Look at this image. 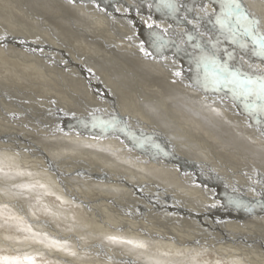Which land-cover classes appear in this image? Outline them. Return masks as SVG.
Segmentation results:
<instances>
[{"label": "bare ground", "instance_id": "obj_1", "mask_svg": "<svg viewBox=\"0 0 264 264\" xmlns=\"http://www.w3.org/2000/svg\"><path fill=\"white\" fill-rule=\"evenodd\" d=\"M50 1L56 4L57 0H0V30L3 32L6 31V33L3 34L2 32V35H0V43L2 42L1 46L5 48H7V45H14L20 48L21 46H23L25 48L24 50L30 55L31 59L32 55L37 56L44 61L46 60V54H48L50 57V54L48 52L49 49H53L49 45L46 46L47 42L45 41L47 40V34H49V38L56 37L53 35V29L58 28L59 26H63L66 29H77V31L80 32L78 35L73 33L72 30H68L67 34L64 31H61V33L64 32L63 34L66 35L67 38L69 37L73 40L77 38L76 41L80 44H77L78 46H76L80 49L82 48L81 52L83 56L75 55L73 58H71L67 57L66 53H62L64 56L61 55V57L65 59L58 58L59 64L62 63L61 65H59V67L62 68V70H65L64 73L66 75V78L72 80V83L70 80L71 84H74L73 81L79 80L78 84L80 85H78V87L74 84L76 88L83 87L86 92L91 94V98L94 101L100 103L103 108L107 110V113H104L106 115V118L104 119H106L107 122L115 118L120 122L119 127L123 128L124 131H121V136H117V138H115V141L112 142L111 147H109L110 142L98 139L83 140V142L72 141V139L65 140L66 135H62L65 141H54L48 143L26 139H22L20 142H18L16 140H13L14 136L16 139L20 138L17 137L18 135H0V150L4 151L2 153L0 151V183H2V187H0V189L2 190L3 188H7L4 189L7 193L4 191H0V203L5 202V205L0 204V264H91L93 263V261H95L96 264H140L142 263L143 258L136 255L138 253V249L136 250L132 246V244H134L135 246V244L137 243H143L145 245V247L143 248L146 250H142L145 252H147L151 247H148V244L152 245V247H154V251L158 252L156 253V255L153 254L154 257L157 258L155 260L162 263L167 262L168 259H172V257H176V260L180 257L183 259H178V261H185V263L183 262V264H264V240L260 239L258 236L252 233L243 232L241 233V235L237 236L236 232H239L238 230L240 228H232L226 225L228 223H231L232 226L235 227L236 225L245 226L243 222L236 223L222 221V223H219V225L223 226L216 227V220H213L211 217L209 218L210 214H213L212 212H210V210L200 207L197 204L189 203L186 201L184 202L182 199L180 202H178V198H176L174 202L170 201V203H165V206L162 205L164 207L154 206V204L159 205L158 202L150 200L151 198H148L145 193H143V191H140V188L148 190L149 186L147 184L149 183V185L155 186V183H157L158 180L154 181L150 179V182L153 183L151 184L148 181L149 177L144 175L143 178L145 179V181L147 180L148 183L146 182L145 184H141L138 183L135 178H133L135 175H143L139 171H137V169H140V167H150L149 170L152 171V174H159L161 178L165 179L164 182L172 180L173 185L178 186L180 184L175 183L177 182L175 176H179L181 178H184L183 182L185 181L186 184L198 188L207 197L209 196L221 198L222 200H224V203L226 205V199H240L241 204H237L241 205L240 207H237L239 209H245V206L242 205H245L244 203L249 205L250 201H255L256 205H259V203L257 204V202H263L262 200L258 199L259 193H251L250 195H245L247 193L246 190L243 188V186L238 185L241 183L234 180L233 178H230L229 176L227 177L220 174L218 175L216 173V170H213L210 164H202L201 162L197 163L195 161V153L193 152V149L190 148V144L195 145L196 143H198L207 152H209V154L213 155L215 160L219 164L222 163L225 166L230 165L234 169H236L238 165L241 164L240 162H242L244 165L247 164L250 168L248 166L247 167L251 170L252 173V176H250L251 181H257L263 185L264 143L260 142L259 145V140L255 137V142L253 141L254 144H252V140H249L248 137L250 136H248V134L253 135V131H251L249 128H245L246 126L244 123L245 118L251 119L253 122H255L256 120L259 121L264 117L245 110L243 104L238 100H236L235 102L238 103L241 109L239 110V112H236V116L233 113H231L230 116V114L226 112V109L228 108L227 105V108H225L223 105L216 102L215 99L211 98L213 100L211 101V99H209V96L202 93V91L199 89L200 87L197 88V86L194 85L196 82H192V77H196L197 79L201 78V70L198 67L197 63L198 59L194 57L195 55L193 54V51L186 50L184 49L186 47L180 45L175 40L169 39L167 36L158 34V30L163 31V28H165V33H173L174 37L184 39L185 43L189 46L194 44V47H197L199 50H213L216 54V58L221 62L227 61V63L231 66L240 67L242 69L244 66V68L248 69L249 71L253 70V61H251L250 58L248 59L245 55L243 62L242 57L236 56V53L240 50L235 49L231 44L228 50L235 49L237 51L236 52L234 50L235 53L232 54L233 57H229L227 55V53H229L228 50H222V47L228 45L227 42H223L222 39H220V41L218 42L220 43V45L222 44L221 47H215V49L213 47L212 49V47L209 46L208 42L205 39V37L208 36L215 40V35L225 37L221 33L219 26L215 23L216 16L219 15L221 11V0H173V3L175 5L174 10L162 3V0H133L136 4H138V8L143 9H138L136 5L134 6L130 2V0H121L125 5L122 3V5L119 4L120 0H91V3L86 2L88 3L87 6L94 9L93 11H90L93 14H89L90 16L88 15L91 18H88L86 16L83 17L82 15H78L73 12L70 13L69 7L76 8L75 6H79L75 2V0H62L64 2L65 12L61 14L56 13L57 8L55 7V10L52 11L53 5H48ZM241 3L250 14L256 17V19L259 21L258 28L262 33H264V0H241ZM31 4H33L35 7L38 6V9L41 12L32 13L28 10L27 12H24L25 8H27V6ZM47 5L49 6V8ZM41 7L45 10L41 9ZM139 11L142 12L141 16L139 15ZM66 14L75 15V17L79 18L80 22L82 23H89V21L94 22L95 20L103 26L108 23L109 26H105L108 28H111V24H121L129 31V34H125V37H128L130 39L132 38V40L134 37L135 41H137L138 39L145 42L154 51L163 53L167 57L169 56L175 58L176 60H178L179 66L181 67V69H184L186 74H184L183 71L182 74L179 73V75H177V73H168L172 77L166 75L168 76L166 79L167 81L165 80L167 82L166 86L160 85L158 81H161V79L156 77V75L159 73H166V71H164L157 64V62L160 63L161 60L156 61L154 60L155 58L151 55L145 53L140 54V52L135 49L131 50V48L133 49V47H137V45L127 40V43H129V46L131 47L127 50L129 51V53L134 55H128V58L133 61V64L132 62L131 64L136 68L137 71L140 70L139 72L143 71L145 68L149 72L154 73V75L157 73L154 77L153 75L149 74V76L152 77L147 78V80L155 88H158L163 93V95H151L152 97L149 102L144 101V105L146 106L145 108L138 109L137 107H134L133 113L138 115L136 116L138 117V119H136V117H132V115L130 116L129 111H125L122 113L120 104L117 103V100L115 99L116 96L113 90L107 87V85L109 84H107L104 79H101L102 77L99 76L98 71L96 73L90 71L91 68H94V70L99 68V66L97 67L96 64H94L95 66L91 64L93 63L92 59L97 57L96 55L95 57L92 56V49L89 46L93 43L91 40L93 36V29L96 30L99 28L95 23H93V25H85L81 28L75 26L72 20L69 21L70 17L66 16ZM77 22L78 21H75V23ZM163 23L169 25L170 31L167 32L168 26L166 27ZM8 27H11V29L19 30L13 32L11 30H8ZM197 28L200 31H203L206 36L204 37L200 35ZM126 29H123V31H125L124 33H126ZM38 32H40V35L42 37L38 36ZM39 38L43 39L44 41ZM56 38H60L62 41L64 40V42L69 43V41L64 39L63 37ZM43 42H45V45L43 44ZM226 43L227 45H224ZM41 46L43 50L40 49ZM247 49H251V46H249ZM191 52L193 55H191ZM239 54H241L242 56L243 53ZM140 57H142V59H140ZM134 58L139 59V65L134 63ZM225 58L226 60H224ZM32 60L35 64L39 62L36 59ZM97 60L99 59L97 58ZM229 60L233 62H228ZM52 62L50 60V63ZM259 66L257 65V67ZM53 67L54 69L56 68L55 66H52V68ZM125 71L128 70L125 69ZM129 72L134 75L136 74V72L134 73L133 71ZM187 72L196 73L197 76L187 75ZM21 75L23 78L20 76L18 77V75L14 77L18 82L16 83L14 80V83L20 85L23 82L25 84L24 86H26L27 88H32V86L34 87L38 85V83L36 84V82H34L36 76L25 77L24 73ZM110 77L112 78V76ZM1 85L0 89L3 88L1 87ZM5 86H7V84ZM118 86L120 87V85ZM5 88L9 89L10 87ZM10 89H17V87H13ZM42 90L45 89L41 88V91ZM222 91L228 93L225 89H222ZM18 92L24 94V91L22 90H19ZM8 95L9 94L6 93V95H4L5 98L9 101H13L14 99L9 98ZM124 95H121V97L124 98L127 96ZM227 95L229 96V93ZM4 96L2 93H0L1 98ZM172 100H174L176 104L179 105L180 117H178L179 115L177 116V112H175L174 114H169L168 106L165 107L168 103L170 104V106H172ZM127 102H129V100ZM187 102L189 103L186 104ZM194 103H197L199 105H196ZM200 105H203V107H201ZM126 106H128V103L126 104ZM212 110H216L217 113L214 111V114L216 113L217 115L216 117H213L211 115ZM238 115H240V118L238 117ZM28 116L30 117V120L28 119L29 122L41 125L42 121H39L40 118L32 117V115ZM9 117L14 118L12 116ZM55 120L57 122L61 120L65 124H72L75 121L67 117L59 119L57 117ZM95 121L94 123H96ZM145 121H151L155 124L160 125V128L162 129V132L164 134L158 133L152 125L151 129L153 128V130L147 128V124ZM201 121H216L215 129L212 130L208 128ZM19 122H17L16 124H18ZM261 122L262 121L257 124L263 129L264 127L263 125H261ZM54 126L56 128V125H53V127ZM216 127L218 128V130ZM144 131H146L145 134ZM147 136H150V139ZM205 136L210 139L206 140L207 138H205ZM59 137L60 136H57V138ZM66 139L70 138L67 137ZM175 140L177 142L173 144L172 142ZM2 141L4 142L3 145ZM116 144L122 145L120 146L122 148H116ZM180 145H184V148L190 149V152L187 153L183 151L182 155H180L179 153L174 154L171 151L172 148L179 151V147L176 146ZM258 147H260V149H258ZM6 151H9L10 154L14 155L10 156L11 158L8 157L7 159V155L3 156ZM13 151H16L18 153H15ZM6 154L10 155L9 153ZM17 155H19L20 157H22V155H24V157L28 155L34 156L36 161H39L37 162V167H39L46 174L43 172L42 175L36 176L33 171H28V168L24 166L26 162L23 163L20 160L18 161V159L13 158L18 157ZM141 161H143V163ZM159 163L161 164V167L159 166ZM147 172L148 171L146 170V174H150ZM94 179H96V182L98 183L103 182L104 184L110 183L112 185L117 183V185L120 186L124 185L123 189L125 190V192L126 190L129 192H134L138 195L139 198L142 197L147 204L151 205L154 208L159 207L160 212H157V214H159L160 216L154 218L157 221H161L160 219L166 218L164 214L167 215V212L169 215L173 214V218H184L192 221L193 223H198L199 225L206 227V229L211 233L217 231L218 235L214 232V234L212 233L213 235L210 234L209 236H206L208 237L206 238V240H202L199 238H196V241L193 240L194 242L192 244L207 248L208 251H206L205 249L203 251L198 250L197 252L190 253H187L186 251H184V249L175 251L173 248L170 249L162 246L161 243H149L151 242V240L147 241L144 239V241L135 240V238H133L130 239V241H132L131 245L128 243L129 246H126L128 247V251L124 252L127 253L126 255L121 258H119V256H117V258L116 256H111L107 254V252L118 251V248L120 246H118L117 243H120V240L122 242L128 241V239L121 236L120 233L117 234V232H115L116 234H114V231L109 230L108 228H106L107 226L104 223H101V221H99L102 220V222H104L103 219L100 218V213L103 211L101 205H111L115 204L116 202L122 203L125 198L128 200V202H130L131 200H129L128 197H130L132 194L130 193L131 195L129 196L127 193L123 192V194L120 193L121 195H119V197L110 198L109 196H106V194L104 195L103 193H96L94 190H88L90 189L89 187L99 188L93 184L95 182ZM223 179L232 182V185L230 186L235 190L231 191V189L230 191H227L222 185L221 180ZM41 185H43V187H41ZM85 187H87V190L84 189ZM118 188L120 189L121 187ZM116 189L117 188H115V191L118 193L120 190ZM166 189L173 190L166 187L158 188L157 191L165 193L168 191ZM123 195H125V197H123ZM162 198L165 197H161V200ZM132 203H134V205L136 204V202ZM202 203L204 204V202ZM139 207L141 209L144 208L145 210H147V206H144L143 208L142 206ZM174 215L176 216L174 217ZM107 225L110 226L109 224ZM225 225L227 226V228H224ZM115 227V229H117V226ZM112 235L116 237V240L112 241L111 239H109V237H113ZM178 238H182V235ZM3 239L6 241H4ZM26 239L27 241H25ZM164 239L166 238H163V240ZM244 239L260 243V245L263 246V249H253L243 244V241H245ZM152 249L149 250L150 254H152ZM247 251L252 252L253 254L248 255L246 253ZM161 252H164V254L160 255ZM167 252L172 253L168 254ZM176 253H180L181 256H179V254L177 255ZM142 254L145 255V253ZM215 254L221 256L222 258L216 256ZM173 260L174 259H172L171 261Z\"/></svg>", "mask_w": 264, "mask_h": 264}, {"label": "rangeland", "instance_id": "obj_2", "mask_svg": "<svg viewBox=\"0 0 264 264\" xmlns=\"http://www.w3.org/2000/svg\"><path fill=\"white\" fill-rule=\"evenodd\" d=\"M57 1H56V4L50 1V3H48V5H50V6L53 5L52 11H54L55 8H57V10H56L57 14L64 13L65 12L64 11V2L62 0H57ZM75 2L79 6H75L76 8L69 7L70 13L73 12L75 14L82 15L83 17L86 16L88 18H91V17H89L90 16L89 14H93L90 11H93L94 9H92L89 6H87L89 2L91 3V0H84V1L75 0ZM86 2H88V3H86ZM130 2L134 6L138 5L133 0H130ZM121 3L124 4L120 0L119 4H121ZM32 5L33 4L27 6V8H25L24 12H27V10L29 12H32V13L33 12H35V13L41 12L38 9V6L35 7L34 5L33 6ZM48 8H49V6H48ZM83 8L86 9V10H84ZM137 8H138V6H137ZM41 9L45 10L42 7H41ZM138 9H143V8H138ZM58 12H60V13H58ZM139 15L140 16L142 15L141 11H139ZM66 16H69L70 17L69 21L72 20L73 24L75 26L80 27V28L85 26V25H93V23H95L97 25V27L99 28V29H96V30L93 29V36L91 38L93 43L89 45L90 48L92 49V52H91L92 56L95 57V55H96V57L99 59V60H97V58L92 59L93 63H91V64H93V66H95L94 64H96V66L97 67L99 66V68L96 69V70H94V68H91V69L89 68V69H90V71H92L94 73H96L98 71L99 72V76L102 77L101 79H104V81L107 84H109V85H107V87H109L110 89L113 90V92H114V94L116 96L115 99L117 100V103L120 104V109H121L122 113L125 112V111H129L130 112V116L132 115V117H136L138 115L133 113L134 112V107H137L138 109L145 108L146 107L144 105L145 102H149L151 100L152 96H162L163 95V93L158 88H155L147 80V78L152 77V76H149V74L153 75V77H154L157 73L154 75V73L149 72L145 68H144L143 71L139 72L140 70L137 71L136 68L133 67V65H132L133 61L128 58V55H130V56H134V55L129 53V51L127 50V49L131 48L129 46V43H127V40L131 41L132 43L137 45V47L134 46L133 49L131 48V50L135 49V50H138L140 52V54H144L145 53V54L151 55L152 57L155 58L154 60H156V61L161 60L160 63L157 62V64L164 71H166V73H163V74L159 73V74L156 75V77L161 79V81L160 80L158 81V83L160 85L166 86V84H167V82H166L167 80L166 79H167L168 76H171L170 75L171 73H181L182 74V71H183L184 74H186L184 69L183 68L181 69V67L179 66L178 60H176L175 58H172V57H169V56L167 57L163 53H159V52L154 51L145 42H143L141 40H138V39H137V41H135L134 37H133V40H132V38L130 39L128 37H125V34L126 35L129 34V31L126 28H124L121 24H117V25L116 24L115 25L111 24V28H108V27H105L106 25L109 26L108 23L106 25H104V26L101 25L96 20L94 22L93 21H89V23H82V22H80L79 18L75 17V15L66 14ZM75 21H78V22L75 23ZM113 23H114V21H113ZM164 25L166 27L168 26L167 27V32L170 31L169 25L168 24H164ZM7 29L11 30L13 32H16V31L19 30V29L18 30L11 29V27H8ZM123 29H126V33H124L125 31H123ZM68 30H72V32L77 34V35L80 33L75 28L66 29L63 26H59L58 28L53 29V35L58 37V38L59 37H63L64 39L68 40L69 43L64 42V40L62 41L60 38H59L60 39L59 40L56 37L53 38V37L50 36L52 38L51 39V38H49V34H47V38H46L47 40L45 41V42H47L46 46L49 45L51 48L54 49V50L53 49L52 50L49 49L48 52L50 54V57H49L48 54H46V60H44V61H46L47 63L44 62L42 59L38 58L37 56H32L31 55L32 59H36V60L39 61L38 63L35 64L34 61L30 58V55L24 50L25 48L23 46H21V48H20V47L14 46V45H7V48H5V47L1 46L2 42L0 43V67H1L0 68V85L3 84V85H1V87H3V88L0 89V90H2V91H0V93H2L3 96L6 95V93H7V94H9L8 95L9 98H11V99L13 98L14 99L13 101H9L8 99L5 98V96L2 97V98L0 97V135H2V136L18 135L17 137H20V138L16 139L15 136L13 137V140H16L18 142H20L22 139H26V140H33V141H42V143L43 142L48 143V142H54V141H65V140H71V139H72V141H81V142H83V140L98 139V140H103V141L110 142V146L109 147H111L112 142L115 141V138H117V136L118 137L121 136V131L118 132V130H115V129L111 128V127L110 128L109 127H104V124L107 122L106 119H104V118H106V115L104 113H107V110L104 109L103 106L100 103H97L96 101H94L91 98V94L86 92V90L83 87L76 88L75 85H77V87H78V85H80V84H78L79 80L73 81L75 85L71 84L72 80L70 79L71 80V83H70L69 78L68 79L66 78V75L64 73L65 70H62V68L59 67V65H61L62 63L59 64V59L58 58L65 59V58L61 57V55L65 54V53H66L67 57H71V58H73L75 55L83 56L82 52H81L82 48L80 49V48L77 47L78 46L77 44H80V43H77V41H76L77 38L75 40H73V39H70L69 37L67 38L66 35L63 34L64 32L67 34ZM61 31H64V32L61 33ZM198 31H199L200 35H202L204 37L206 36L203 33V31H200L199 29H198ZM2 32L3 31L0 30V35H2ZM4 33H6V31H4L3 34ZM158 34H161L163 36H167L169 39L175 40L180 45L186 47V48H184L186 50L193 51V54L195 55L194 57L197 58V59L202 53H211L213 51V50H208V51L199 50L197 47H194V44L189 46L188 44L185 43L184 39L174 37L173 33H171V32L170 33L169 32L165 33V28H163V31L162 30H158ZM38 36L42 37L40 35V32H38ZM215 37H216L215 40L213 38L208 37V36L205 37L206 41L208 42L209 46L212 47V49H213V46L221 47L222 44L220 45V43L219 42L217 43V41H220V39H222L223 42H227L228 43V45H227V43L224 44V45H227V46L222 47V50L224 49V50L227 51L228 48L230 47V44H231L235 49L240 50V51H238L239 53H243L244 55L242 54V56H241V54H239L235 49H231V50L229 49L228 50L229 53L233 54L236 51L238 53V54L236 53V56L242 57L243 62H244V56L245 55H246V57L248 59L250 58V60L253 61V63H254L253 70L249 71L248 69L244 68V66H243V70H245L246 72H261V70L263 69L262 71H264V61L259 59L257 56L253 55L251 49H249L250 51L248 49H241L239 47V45L231 43L230 40L225 39V37H223V36L220 37L218 35H215ZM39 39H41V38H39ZM180 39H182V40H180ZM41 40H43V39H41ZM45 42H43V44ZM215 47H214V49H215ZM190 48H192V49H190ZM40 49H42V46H41ZM55 49L56 50L58 49V50L56 51ZM94 53H96V54H94ZM123 54H124V56H123ZM193 54L191 52V55H193ZM136 57H139V56H136ZM48 58H49V61H48ZM71 58H69V59H71ZM116 59H117V61H116ZM134 59H135L134 63L139 65V62H138L139 59L138 58H134ZM140 59H142V57H140ZM50 60H51V62L53 61L54 64H53V62L50 63ZM55 60H56V62H55ZM222 60H223V58H222ZM224 60H226V58ZM131 62H132V64H131ZM165 62H166V64H165ZM228 62H233V61L229 60ZM34 64H35V66H34ZM86 64H87V61H86ZM151 64H153V63H151ZM257 65L258 66L260 65V66L257 67ZM23 66H25V67H23ZM52 66H55L56 68L54 69V67L52 68ZM15 67H16V69H15ZM124 68L126 70H128V71H125ZM10 69H11V72H10ZM254 69H256V70H254ZM257 70H260V71H257ZM129 71H133L134 73L136 72V74L134 75V74H132ZM124 72H128V73H124ZM23 73H24L25 77H27V76H31V77L36 76L34 82H36V84L38 83V85L34 86V87L32 86V88H29V87L27 88L26 86H24L25 84L23 82L20 85L16 84L18 82L16 81V79L14 77L17 76V75H18V77L19 76L22 77L21 74H23ZM25 73H28L29 75L25 74ZM168 73H170V74H168ZM166 75H168V76H166ZM187 75L197 76V74L193 73V72L192 73H188L187 72ZM110 76H112V78ZM192 78L194 79V80L192 79V82L193 81L196 82L194 85L197 86V88L200 87L199 89L202 91V93H204L207 96H209V99H211V98L215 99L216 102L220 103L225 108L228 107L226 109V112H228L230 114V116H231V113L235 114V116H236V114H237L236 112H239V110L241 108L238 105V103L235 102L236 100H234L230 94L228 96L227 95L228 93L223 92L222 90H220V91H215V90H212V89L205 90L204 88H202L200 86L199 83H197L198 79L196 77H192ZM14 80H15L16 83H14ZM187 81H189V80H187ZM12 82H13V84H12ZM137 82L138 83L140 82L139 85H138ZM148 82H149V84H148ZM118 83H121V84H118ZM6 84H7V86H5ZM134 84H135V86H134ZM118 85H120V87ZM12 86L14 88L17 87V89H10V88H13ZM5 87H8V88L10 87V88L7 89ZM139 87H140V89H139ZM41 88H44L46 91L45 90L41 91ZM123 88H124V90H123ZM4 90H6V91H4ZM19 90L24 91V94L18 92ZM125 90H126V92H125ZM140 90L143 91V92H141ZM128 91H129V93H128ZM40 93H44V94H40ZM121 95H124V96L127 95V96L122 98ZM143 95H144V98H143ZM224 95L227 96V97H225ZM82 96H84V97H82ZM129 96H130V98H129ZM126 99H128L129 102H127L128 100H126ZM81 100H83V101H81ZM233 100H234L235 103L233 102ZM25 101H28V102H25ZM186 101H188V100H186ZM211 101H213V100L211 99ZM130 102H132V103H130ZM127 103H128V106H126ZM188 103L189 102H187L186 104H188ZM46 104H48L50 107L48 105H46ZM140 104H142V105H140ZM194 104L199 105L197 103H194ZM171 105L172 106H170V104L168 103L165 106V107L168 106L169 114H174L175 112H177V116L179 115L178 117H180L179 105H177L174 100H172ZM226 105H227V107H226ZM21 106H24V107H21ZM88 106H89V108H88ZM200 106L203 107V105H200ZM43 108H45V109H43ZM92 108H94V109H92ZM214 111L216 112V110H212L211 115L213 117H216L217 116L216 115L217 112L214 114ZM29 112H31V113H29ZM55 112H57V113H55ZM27 114L28 115H32V117H35V118L36 117L40 118V120L39 119L38 120L42 121L41 122L42 126L38 125V124H34L32 122H29L28 119L30 120V117ZM67 115L70 116V117H68ZM225 115H226V113H225ZM9 116H12L14 118H10ZM57 117H58V119L67 117V118H71L73 121L74 120L75 121L72 124H65L61 120H59V122H57L55 120ZM238 117L240 118V115H238ZM74 118H76V119H74ZM44 119L47 120V121H45ZM136 119H138V117H136ZM141 119H143V118H141ZM15 120L17 122H19V121L20 122L18 124H16L17 122ZM81 120H83V121H81ZM94 121L96 123H94ZM260 121H262L261 125H263V127H264V118H261L259 121L256 120L255 122H253L251 119H246L245 118V123H244L245 126H246L245 128H249L251 131H253V135L248 134V136H250L248 138H249L250 141L252 140L251 141L252 144H254L253 141H254L255 137L259 140V142H258L259 145H260V142L264 143V128L262 129L261 127L258 126ZM201 122L203 124H205L208 128H210L212 130L215 129V126H216L215 122L216 121H212V122L201 121ZM82 123H83V125H82ZM146 124H147V128L151 129V127L153 126L154 129H156L158 133L164 134L162 132V129L160 128L161 127L160 125L155 124V123H153L151 121L150 122L147 121ZM53 125H56V128H55V126L53 127ZM63 125H65V126H63ZM97 128H100L101 130H105V131H108V132L99 131V129H97ZM130 129H132V128H130ZM35 130L37 131V133H36ZM151 130H153V128ZM217 130H218V128H217ZM23 131H25V132H23ZM145 133H146V131H144V134ZM5 134H7V135H5ZM62 135L63 136L64 135H66V136L68 135L67 137L70 138V139H66L67 137L65 136V140H64ZM57 136H60L59 137L60 139L57 138ZM85 136H87V137H85ZM74 137H75V139H74ZM147 137L149 138L150 136H147ZM61 138H63V139H61ZM205 138H207L206 140L210 139L207 136H205ZM175 142H177V141L175 140L172 143L174 144ZM3 143L4 142L2 141V145H3ZM190 145H191L190 148L193 149V152L195 153V159H196L195 161L197 163L201 162L202 164L203 163L210 164V166L213 168V170L214 169L216 170V173L218 175L220 174L222 176H227V177L229 176L230 178H233L234 180H236L239 183H241V184H238V185L243 186V188L246 190L247 193L245 195H250L251 193H255V194L259 193L260 197L258 196V199L262 200L263 202H257V204L259 203V205H256L255 201H250L249 205L246 204V203H244L245 205H242V206H245V209L232 208L228 204L226 205L224 203V200H222L221 198H219V197L215 198V197H209V196L207 197L198 188H195L194 186L186 184L185 181L183 182L184 178H181L179 176L178 177L175 176L177 182H175V181L174 182L180 184L178 186H175V185H173L172 180L168 181V182L167 181L164 182L165 179L161 178V176L159 174H157V173L152 174V171L149 170L150 167L148 168V167H143V166L140 167V169H137V171H139L143 175L141 176V175L133 174V175H135L133 178H135L138 181V183H141V184H145L146 182L148 183V181L150 182V179L154 180V181L158 180V182L155 183L156 185L154 184L155 186L149 185V183H148L147 185L149 186V189L148 190H144V189L140 188V191H143V193H145V195L148 198H151L150 200H154V201L158 202L159 205L154 204V206H160V207L162 205L165 206L166 205L165 203H168V202L170 203V201L174 202V200L176 198H178L179 199L178 202H180L181 199H182L184 202L186 201V202H189V203L197 204L200 207L206 208V209L210 210V212L213 213V214H210L209 218L211 217L213 220H216V222H215L216 225H217L216 227L223 226V225H219V223H222V221L223 222H227V221L228 222H236V223L237 222H243V224L245 226H243V225L237 226L236 225V227H235V226H232L231 223H228L226 225L230 226L232 228H240L239 230L237 229L239 231V232H236L237 236L241 235V233H243V232L252 233V234H255L256 236H258L260 239L264 240V235H263L264 234L263 233L264 232V206H263L264 205V195H263L264 194V184L262 185L259 182L254 181V180L251 181V177L250 176H252V173H251V170L249 169L250 167L247 164L244 165L242 162H240L241 164H239L238 167L236 169H234L230 165L225 166L222 163L219 164L215 160L214 156L209 154V152H207L198 143H196L195 145H193V144H190ZM120 146H122V145H120V144L119 145L118 144L115 145L116 148H122ZM176 147H179V151L175 150V149H173L171 147L172 148L171 151L174 154H178L179 153L180 155H182L183 151L187 152V153L190 152V149L184 148V145H180V146H176ZM196 147H198V148H196ZM258 149H260V147H258ZM0 151H1V153L4 152L2 150H0ZM13 152L18 153L16 151H13ZM6 153L10 154L9 151H6ZM6 153L5 154L3 153L4 154L3 156L7 155L6 156L7 159H8V157L11 158L10 156L14 155V154L8 155ZM17 156L18 157H13V158L18 159V161L20 160L23 163L26 162L24 166L26 168H28V171H33V173L36 176H39V175L43 174L44 171H42L39 167H37L38 166L37 162H39V161L38 160L36 161L34 156H30V155L25 156V157H24V155H22V157H20L19 155H17ZM32 160H33V162H32ZM141 162L143 163V161H141ZM159 166L161 167L160 163H159ZM144 169H146L148 171L147 173H150V174H146V170H144ZM17 173H18V171H17ZM144 175L149 177L148 181L147 180L145 181V179L143 178ZM245 176H246V178H245ZM152 177H154V178H152ZM94 181L95 182L93 184L96 185L99 188L89 187L90 189H88V190H94L96 193H103L104 195L106 194V196H109L110 198L111 197H119V195H121L120 193L123 194V192L127 193L129 196L132 194L130 197H128L129 200H131L130 202H128V200L125 198V200L122 203L121 202H116L115 204H111V205H101V207L103 208V211L102 212L100 211L101 212L100 213L101 214L100 218H102L104 222H102V220H99V221H101V223H104L107 226L106 228H108L109 230L114 231L113 232L114 234H116L115 232H117V234L120 233V235L123 236V237H126L128 239V241H130V239H133V238H135V240H144V239L147 240V241L151 240V242H149V243H158V244L161 243L162 246H165V247L170 248V249L173 248L175 251H180V249H184V251H186L187 253H190V252H197L198 250L199 251L200 250L203 251L204 249L206 251H208L207 248H203V247H200L199 245L192 244L194 242L193 240L196 241V238H199V239H202V240H206V238H208L206 236H209L212 233L214 234V232H215V234H217V231H214V232L211 233L210 231H208L206 229V227H203V226L199 225L198 223H193L190 220H187V219H184V218L179 219L178 217L177 218H173V214L169 215L167 212H166L167 215H165L163 213L164 216H166L167 219L166 218H162V219H160L161 221H159V220L157 221L154 218L157 217V216H160L159 214H157V212H160L159 211V207L158 208L152 207L151 205L147 204L146 201L142 197L139 198L138 195L135 194L134 192H129L127 190L125 192V190L123 189L124 185L120 186V185H117V183H115L113 185L110 184V183H107V184L105 183L104 184L103 182L102 183L101 182L98 183V182H96L97 181L96 179H94ZM221 182H222V185L224 186V188L227 191H230L232 189V187L230 186V185H232V182H229L228 180H225V179L221 180ZM150 183L153 184L152 182H150ZM1 185H2V183H0V187H2ZM100 185L102 186V189H101ZM118 187H121V188L119 189ZM166 187L170 188V189H173V190L166 189L168 191L165 192V193L157 191L158 188H166ZM115 188H117L116 190H120V191L117 193L115 191ZM4 189H7V188H3L2 190L0 189V191L6 192V190H4ZM84 189L87 190V187H85ZM250 189H251V191H250ZM185 190H188V191H185ZM233 190H235V189H232L231 191H233ZM8 194H9V192H8ZM8 194H7V196H8ZM111 194H113V195H111ZM11 195H13V194H11ZM123 197H125V195H123ZM161 197H165V198H162V200H161ZM132 202H136V204L134 205V203H132ZM202 202H204V204ZM0 204L1 205H5V202H1ZM239 204H241V203H239ZM107 206H110V207H107ZM139 206H142V208L144 206H147V210H145L144 208H143L144 209L143 210ZM164 206H162V207H164ZM136 209L139 210V211H137ZM110 212L112 213V215H111ZM175 216L176 215H174V217ZM119 219L120 220L122 219V220L120 221ZM126 219H128V220H126ZM154 220H155V222H154ZM109 222H111V223H109ZM140 222H142V223H140ZM113 223H115V224H113ZM107 224H109L110 226H108ZM226 225H225L224 228H227ZM115 226H117L118 230L115 229L116 228ZM127 231L129 232V234H128ZM153 232H155V233H153ZM181 235H182V238H180V239H182V240H180L178 238ZM236 235H234V236H236ZM112 236L114 237V235H112ZM175 236H177V237H175ZM203 237H205V238H203ZM160 238H162V239H160ZM163 238H166L167 240L164 239L165 240L164 241ZM168 238H170V239H168ZM4 241H6V240H4ZM25 241H27V239ZM112 241H114V240H112ZM187 241H188V243H187ZM120 243H117V245L120 246L118 248V251H113V252L108 251L107 254H109L111 256H116V258H117V256H119V258H121L124 255H126L127 253H124V252L128 251V247H126V246L127 245L129 246V244L125 243V241L122 242L121 240H120ZM178 243H179L180 246L178 245ZM243 244H245V245H247V246H249V247H251L253 249H257V248H259V249L262 248L263 249V246L260 245V243L252 242V241H250L248 239L243 241ZM182 245H184V246H182ZM132 246H133L134 249H136V250L138 249L139 250V251L137 250L138 253L136 252L137 253L136 255L141 256L143 258L142 263H140V264H150V263L151 264H157V263L158 264H166V263L167 264H174L175 262H176L175 264H183V262L185 263V261H178V259H183V258H180V257L177 260H176V257H172V259H174L173 261H171L172 259H168V261L164 262V263L158 262L157 260H155L157 258H155L154 255H153V254L156 255V253H158V252L154 251V247H152V245H150V244H148V247L151 246L150 249L153 248L152 249V254H150V251H149L150 249H148V251L145 252V251H142V250H146L144 248L143 249L142 248H138V247L135 248L134 244H132ZM204 246H206V245H204ZM141 251H142V253H145V255L142 254ZM116 253H117V255H116ZM169 253H172V252H169ZM162 254H164V252L160 253V255H162ZM176 254L177 255L179 254V256H181L180 253H176ZM166 256H168V255H166ZM216 256L221 257L219 255H216ZM148 257L150 258V260L152 262L149 260ZM178 262H180V263H178ZM91 264H96V262L93 261V263H91ZM243 264H245V263H243Z\"/></svg>", "mask_w": 264, "mask_h": 264}, {"label": "snow or ice", "instance_id": "obj_3", "mask_svg": "<svg viewBox=\"0 0 264 264\" xmlns=\"http://www.w3.org/2000/svg\"><path fill=\"white\" fill-rule=\"evenodd\" d=\"M162 3L175 9L173 0H162ZM215 23L225 39L239 45L241 49H247L250 45L252 54L264 61V33L258 28L259 21L248 12L241 0H221V11L216 16ZM227 55L231 57L232 54L227 53ZM197 63L201 70V78L197 80V83L202 88L215 91L226 89L234 100L243 104L245 110L264 117V71L246 72L240 67L229 65L227 61L221 62L216 58L214 51L202 53ZM119 123L113 118L106 122L104 127L124 131L119 127ZM109 239L115 240L116 237H109ZM125 243L131 244L132 241H125ZM135 247L143 248L145 245L137 243Z\"/></svg>", "mask_w": 264, "mask_h": 264}, {"label": "water", "instance_id": "obj_4", "mask_svg": "<svg viewBox=\"0 0 264 264\" xmlns=\"http://www.w3.org/2000/svg\"><path fill=\"white\" fill-rule=\"evenodd\" d=\"M97 129H99V131H102V132H108V131H105V130H101L100 128H97ZM226 203L227 204H229V206H231V207H235V208H237V207H240L241 205H237V204H239L240 203V199H230V200H228V199H226ZM168 239H170V238H168ZM166 240V239H165ZM248 255L249 254H253L252 252H246ZM246 254V255H247Z\"/></svg>", "mask_w": 264, "mask_h": 264}]
</instances>
